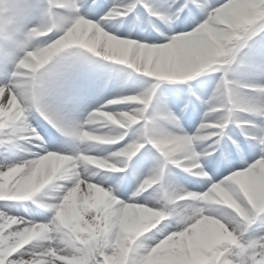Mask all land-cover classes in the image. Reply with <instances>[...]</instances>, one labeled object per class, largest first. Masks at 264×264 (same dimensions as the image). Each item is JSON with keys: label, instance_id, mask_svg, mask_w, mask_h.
Segmentation results:
<instances>
[{"label": "clouds", "instance_id": "clouds-1", "mask_svg": "<svg viewBox=\"0 0 264 264\" xmlns=\"http://www.w3.org/2000/svg\"><path fill=\"white\" fill-rule=\"evenodd\" d=\"M85 3L86 0H66L65 5L52 8L47 15L44 13L49 12L48 4L44 5V11L28 26L25 33V36L33 30L38 33L36 38L29 41L30 46L38 49L29 53L31 60L43 68L52 53L69 49L91 51L94 47L97 52L106 53L101 56L105 60L117 65H126L148 76V72L144 69L150 70L151 66L147 64L145 56L153 46L120 38L106 31L100 24L86 20L81 14ZM242 4L240 11L217 10L192 32L178 34L170 43L173 48L181 47L186 50L187 56L183 65L175 75L170 72L163 77H155L158 81L189 82L203 74L221 73L209 100L205 121L199 125L194 134L180 135L167 130L165 122L160 118L159 109L153 107L155 92L121 97L110 102L142 105L143 111L138 107H129L128 111L121 112L119 116L99 110L90 113L92 122L99 123L98 118H102L117 127L106 128L103 132L89 131L85 129V125L90 123L89 119L85 121V125L74 128L73 130L80 131L84 139L75 136L81 143L74 154L62 155L57 151L47 153L48 157H54L59 163L54 162L34 174L33 178L39 183V190L50 185L60 190L63 185L55 182H74L77 203H80L79 186L86 183L90 174L94 175L93 169L125 171L121 160H113L110 157L119 156L131 160L148 145L156 149L168 163L183 167L193 175L207 176V172L201 171L203 169L199 163L201 153L197 151L203 142L221 136L229 125L243 127L249 122L247 119L249 114L264 120V103L258 104L250 100L246 93L251 85L236 78V74L244 67L243 58L250 43L264 33V0H242ZM122 14L114 11L110 15ZM42 44L46 46L40 48ZM46 74L47 69L41 73V76L45 77ZM261 92H264V88H261ZM5 96H9V89L0 88V119L5 116L9 119H20L34 111L35 106L30 94L20 92L18 95H11L6 102L3 100ZM5 103L8 105L7 108L4 106ZM150 108H153L151 112H149ZM178 120L179 117H174L173 122ZM3 126L0 124V128ZM21 129L25 130L23 127ZM120 129H127L128 135L135 134V138L129 143L133 145L130 153L118 150L108 156L89 154L96 145L120 143L123 140L120 138ZM31 131L36 132V129L32 127ZM20 171L23 169L19 165L9 170L10 173ZM255 172L264 177V158L257 160ZM81 176L85 179H81ZM8 183L0 178V199L19 198L22 188L12 189L8 187ZM159 183V179L150 177L144 179L137 193L153 190L152 202L125 205L124 209L117 207L122 200L114 195L111 188H101L100 190L107 194L106 205L109 207L103 214V226L99 230L97 224L85 220L83 214H79L78 218H73L69 222L66 206L73 192L70 188L59 205H52L56 213L52 223L32 229L21 238V242L54 233L51 238L55 240L57 248L64 252L65 257L73 258L70 264H133V253L147 252L150 245L148 234L163 222L175 217L179 231L174 232L173 236L197 233L206 236L212 248L220 244L242 247L240 240L244 233L241 232L237 236L235 226L230 231L228 225L213 214L214 211L219 212L222 209L209 207L210 205L226 206L234 210L243 220L251 219L252 214L238 204L226 188L214 185L204 192L174 188L164 190L161 196L160 191L156 189ZM87 187L89 193L94 194L98 185L88 184ZM93 198V196L84 197L82 206L92 207ZM256 207L264 210V197L260 199L258 206H254L253 211ZM128 209L134 211L128 212ZM96 219L100 220L99 217ZM93 251L98 253L101 259L97 260ZM155 253L156 248H153L151 252H147V255L139 257L135 264H152L151 258ZM227 264L234 262L228 261Z\"/></svg>", "mask_w": 264, "mask_h": 264}, {"label": "snow or ice", "instance_id": "snow-or-ice-1", "mask_svg": "<svg viewBox=\"0 0 264 264\" xmlns=\"http://www.w3.org/2000/svg\"><path fill=\"white\" fill-rule=\"evenodd\" d=\"M4 2L5 0H0V5ZM141 3L142 0H134L133 3L126 6H113L107 15L112 16L110 15L112 12L119 11L123 13L120 16H124L129 12L134 11L141 5ZM47 4L49 12H45L44 14L46 15L50 14L52 8L65 5L66 0H47ZM93 4L94 0L91 4H84L83 7L91 9ZM144 6L148 8L150 12H154L151 6L146 4ZM102 7L103 5H95L97 12ZM242 7V0H184L183 3H179V0H176V3L170 5L167 11L160 13V17L168 24L179 20L182 25L188 26L193 22H197L198 17L203 16V19L200 20L197 23V26L193 29L195 30L199 24L205 21L210 15L215 14L217 10H223L224 12L240 11ZM31 14L32 13L27 8H22L16 0H8V7L6 9L0 7V39L6 42H16L18 45V50L5 52L6 62L11 63L12 69L6 73L3 81L0 82V88L9 89V96L3 98L5 102L11 95H18L20 92L30 94L35 106L34 111L39 112L45 119H49L42 107V97L46 85L45 77H42L41 73L45 72L52 61L62 52L57 51L49 55L43 68L35 61L31 60L29 53L36 52L38 49L30 46L29 41L36 38L38 33L36 30H33L28 32L27 36H25L28 27H25L23 33H20L17 28L19 22L25 16ZM85 19L91 20L102 26V21L97 22L87 18V16H85ZM176 37L177 35L172 37L168 43L148 44L153 46L145 56L147 64L151 66L150 70L148 68L144 69V71L148 72V77H163L170 72L175 75L179 71V68L185 61L187 52L181 47L173 48L170 42ZM165 45L166 47H160ZM45 46L46 45L42 44L39 47L43 48ZM88 52L94 53L97 57L106 55V53L97 52L94 47ZM261 88H264V86L260 87V91ZM154 91L155 86L145 92V95ZM116 104L128 103H111L109 101L108 104L101 106V108L97 110L101 112H111L119 116V114L124 111L107 110L110 105ZM4 106L7 108V103H5ZM138 108H141L143 111L142 105H139ZM145 115L147 114L145 113ZM98 119L101 128L97 129L94 126L96 122H92V117L90 116V123L85 125V129L89 131L94 130L97 132H103L105 128L117 127L115 124H110L102 118ZM0 124L4 125L0 128V146H3L7 142V138L11 134L16 133L22 127L25 129L24 135L26 138H36L40 140L41 143L44 141V138L40 136L37 131H31L32 127L27 122V114L20 119H9L5 116L0 119ZM119 133L120 138L124 140L128 135V130L120 129ZM69 134L84 139V137L80 135L79 130L72 129L69 131ZM49 139L51 140L53 137L50 136ZM215 142L219 144V139H216ZM259 144L264 146V139L259 138ZM132 148L133 145L127 144V147H124L122 150L130 153ZM48 152L49 151H45V154L38 155V158L36 159L25 161L21 164H15L6 169H0V178L9 182L8 187L12 189L17 187L22 188L19 198L0 199V201L6 202L3 207H0V262H2V264H70L73 259L72 257H65L64 252L57 248L55 240L51 238L54 233L40 235L36 238L21 242V238L32 229H37L41 226H48L52 223V219L45 223L13 215L11 214V210L14 207V204L8 203L29 201L36 196L37 193L42 191L39 190V183L33 178L34 174L54 162L59 163L54 157H48ZM61 154L70 155L66 153ZM110 158L118 161L121 160V157L119 156H112ZM262 158H264V153H262L257 160ZM257 160L242 170L232 172L222 181L212 182L209 187L212 188L215 185L217 187L226 188L232 198L252 214L251 219L245 221L234 210L227 208L226 206H209L211 209H222V211L219 212L214 211L213 214L216 215L218 219L223 220L228 225L230 231L233 229V226H235L237 228V236H239L241 232L244 233L243 238L240 240L242 247L220 244L215 248H212L209 245L208 238L201 234L189 233L186 235L173 236L172 234L174 232L179 231V229H177L164 236L163 239H159L155 243L149 245L147 252H151L153 248H156V253L154 257L151 258L152 264H227L228 261H233L234 264H264V235L255 238L248 237V232L252 225L255 224L258 219L264 221V210L256 207V210L253 211L254 206H258L260 199L264 197V177L257 175L255 172ZM212 163L214 165H222L224 164V160L214 158ZM125 164L126 161L122 163V166L125 167ZM17 165H19L23 171L10 173L9 170L15 168ZM201 171H203V169ZM6 173L9 175L6 176ZM204 177H207L209 180L211 179L208 175ZM80 178L85 179L83 176ZM150 178L160 180L159 175ZM88 184L97 183L93 182L92 179L87 178L86 183L79 186V196L81 198L80 203H77V193L76 189L73 187L74 182L65 181L54 201L40 204L39 206L51 211L54 217L56 213L55 208L52 207V205H59L64 199L65 194L68 193V190L72 188L73 192L69 196L68 204L66 206L69 222H71L73 218H78L79 214H83L84 219L97 224L99 230V228L103 226V214L109 207L106 205L107 194L100 190L101 188H105L100 184H97L98 187L95 189L94 194L89 193L87 187ZM139 194L141 193L138 192L136 195ZM86 196L94 197L92 200V207L90 208L82 206L83 198ZM135 204L148 203L137 202L134 195L129 201L122 200V203L117 207L124 209L125 205ZM127 211L131 212L134 210L128 209ZM97 217L100 218L99 221H97ZM155 230H158V228ZM159 231L162 232L164 229H159ZM151 234L152 237H155L157 231L153 230ZM149 239H151V237H149ZM147 252L133 253V264H135L139 257L147 255ZM93 255L97 260L101 259L99 254L95 251H93ZM109 255L111 256V253H109Z\"/></svg>", "mask_w": 264, "mask_h": 264}, {"label": "rangeland", "instance_id": "rangeland-1", "mask_svg": "<svg viewBox=\"0 0 264 264\" xmlns=\"http://www.w3.org/2000/svg\"><path fill=\"white\" fill-rule=\"evenodd\" d=\"M108 1V0H107ZM129 1H133V0H129ZM184 0H179V3H183ZM176 3L175 2H171V3H166V7H163V8H158V11L154 13L155 15V20L152 22V28L153 29H156L154 30L153 32H162L164 31V26H167V27H171V26H175L176 23L178 22V20L174 21L173 23L171 24H168V23H165L161 17H160V13L161 12H164V11H167L169 6ZM36 3L30 1V4H28L29 6H36L35 5ZM109 4V3H108ZM131 4V3H130ZM165 4V3H164ZM43 8V7H42ZM113 8V7H112ZM110 8V9H112ZM110 9H107L106 11H110ZM163 9V10H161ZM43 11V10H42ZM136 10L134 11H131L129 12L127 15V17H132L134 15ZM107 12V14H108ZM108 15H106V18L104 19L105 21L107 20V17ZM112 17V16H110ZM203 19V16H200L197 18V22H193L192 24H190L189 26H193V28H191L189 31L187 32H190L192 31L196 26H197V23ZM36 19H33L32 21H34ZM29 22V21H27ZM31 22V21H30ZM105 25V24H104ZM180 25H182L181 23H179V25L177 27H180ZM131 26V23L129 24V27ZM105 28V26H102ZM24 27H19L18 30L19 31H22ZM163 29V30H162ZM177 31H169V32H165L163 34L166 35L165 38H162V39H159V40H142V39H136L134 38L133 36H126L125 37H122V36H118L117 34L113 33V32H110L111 34H114L120 38H125V39H132V40H135V41H138L140 43H147V44H164V43H168V36L170 35H175ZM182 32V31H181ZM180 33V32H178ZM256 41H263L264 42V34H262L260 37H257L256 38ZM251 44V43H250ZM88 56H93L92 53L88 52L87 50H84V49H73V50H69L67 51V53L63 56V59L59 62L58 64V67L61 71H70L72 72V70L74 68H78L79 66H83L82 63H83V60L86 59ZM262 58L259 59L258 56H256V54H253V55H250L249 56V61H253L256 68L264 71V49L262 50ZM4 59L2 58V61ZM126 72H122V76H127V72L128 73H132V71L130 70H125ZM243 72H248L247 70L244 71V69H242L240 72H238L236 74V78L239 79V80H243L242 78L246 79V76L244 75ZM217 74V73H216ZM220 74V73H219ZM254 74V73H253ZM252 74V75H253ZM254 75H258V78L260 77L259 73H256ZM263 75V74H262ZM131 76V75H130ZM216 76V75H215ZM244 76V77H243ZM138 77H140L138 79ZM147 77V78H146ZM138 79V80H137ZM135 82L133 83H120V85L123 87H127V88H130L131 87H136L139 84V82H142L144 83L145 85L143 86V93H145L146 91H148L152 86H157L159 84H157L158 80H156L155 78L153 77H148L146 75H140V74H137V78L134 79ZM169 84H174L173 81H167ZM111 86V87H110ZM110 88L107 89L106 92H108L109 94H107V96H104V97H99L98 100H95L96 102H94L93 104L87 106L84 110V113L83 111L79 114V102H75L73 100L68 101L66 103V105L63 107L62 109V112L60 113L61 115V118H62V124L61 125H58L57 127H54L55 130L57 132H61V134H64V133H67L69 132L70 130L76 128V127H79L81 125H85V121L89 120L90 119V113H92L93 111L97 110V109H100L101 106L103 105H106L109 103V101H112L114 99H119L121 97H124V96H128V95H135L136 92L130 94V92H120V93H117V94H114V92H117V90L121 89V88H118L116 86H114V88H118L117 90H115L113 88V83L109 85ZM261 87V86H259ZM138 89V88H137ZM129 91H132V90H129ZM102 94V93H101ZM112 94H114L112 96ZM120 94L119 96H116ZM141 94V93H140ZM247 97L249 99H251L252 101L254 100L253 97H258V96H261L263 95L264 96V92H258L257 95H251L250 93H246ZM253 96V97H252ZM262 96V97H263ZM107 98V99H106ZM106 99V100H105ZM99 102V103H98ZM73 103H76V104H73ZM98 103V104H97ZM97 104V105H96ZM72 105H74L75 107H77V109H75V107H73ZM96 105V106H94ZM94 106V107H93ZM124 106H128L127 109H122V107ZM160 107H162V105H159ZM207 106H209V103H207ZM129 107H139V105H128V104H116V105H110L109 108L107 110H110V111H126L129 109ZM88 109H90L88 111ZM87 111V113H86ZM189 117L185 118V119H188ZM264 122V120H262ZM177 122V121H176ZM181 121H178V123H180ZM32 124V123H31ZM251 125H244L243 127H240L238 128L237 130L239 131V133L241 134H244V132H247V131H250V129H252V127L255 126H261V129L260 131L261 132H258L259 135H257L256 137V142L252 145L251 143V146H258V143H259V138L261 137H264V125H262L261 123H258V122H250ZM179 125V124H178ZM94 126L99 129L101 128V125L99 123H95ZM109 128H112L114 129L115 127H109ZM106 130V128L104 129ZM236 131V130H235ZM40 135V134H39ZM41 136V135H40ZM72 138H73V144H75L74 146V150L73 152L71 151L70 154H74L76 149H77V146L80 145V143L77 142V138L75 136L72 135ZM135 138V134L134 133H130L126 139L124 140H121L120 143L118 144H109V145H96L94 148H92L90 150V153L93 154V155H97V156H108L109 154L111 153H114L118 150H122L125 146H127V144H129L133 139ZM213 141V140H211ZM29 142L30 144H28L27 146H29V151H30V147L32 148L31 150L33 151L31 153V156H34V157H31V159H36L38 158V155H43L45 154V151H49L46 147L48 146H44L40 143L37 142L36 138H31L29 137V140L27 141ZM32 145L34 146H38L40 147V150H38L37 148L34 149V146L32 147ZM48 145V144H46ZM201 146V145H200ZM261 147H264V146H261ZM197 151L199 152H202L203 151V148H199L197 149ZM157 150L154 149L153 147L150 148V146L148 147V149L144 148L142 149L136 156H134L133 158H131V160H134L136 159L133 164V171L131 172V177L129 176V180H132L133 181V186H136V183H138L139 185L142 183V181L146 178H149V177H155L157 175L161 176V174H153V175H149L148 176V172L150 169H154V165H155V169L159 168V170H161V167L163 165V162L165 161V159L160 155V154H156ZM0 153H1V149H0ZM36 153L35 155H32ZM2 156L0 155V158ZM131 160H128L127 158H121V161L122 163H124L126 161V164H125V169L127 170V164L131 161ZM4 160H1L0 159V169H6L7 167H10L11 165L3 162ZM256 161V159L254 160ZM177 168H180L181 170H183L185 173H188L190 176H191V173L187 172L184 170L183 167H174L172 169H177ZM94 170V169H93ZM121 172H124V171H121ZM120 172V173H121ZM158 172V171H156ZM113 172L112 171H109V170H98V175L96 177H94L92 179L93 182L97 183V184H100V182H102L104 176L102 177V179L100 177H98L99 175H104L105 176L108 174H112ZM187 174V175H188ZM169 178H170V181L173 183L172 179H174V183L172 184L171 183V189H174V188H180L181 185H178L179 181L178 180V173H174L173 170L170 171V174H168ZM188 175V176H189ZM209 181H207V183L205 184V186L207 188H209ZM63 184V183H62ZM170 189V190H171ZM208 190V189H207ZM55 191H57V189H55ZM151 190H149V192L147 193H142V194H139V195H136V201L139 202V203H151L152 201L149 200V198L151 199ZM161 193V192H160ZM161 196H163L161 194ZM119 199L123 200V201H126L124 199H122L121 197H118ZM144 199L146 201H144ZM144 201V202H143ZM20 203V202H18ZM26 214H28L29 212H25ZM18 216H21L23 217L22 214L18 215ZM177 225V219L174 217L173 221L169 222L167 221V224L164 226V231H159V229H162V228H159L158 227V230H154V231H157V235L155 237H152V234L149 233L148 236L151 237V239L149 240L150 244H153L155 243L157 240L159 239H163L164 236H166L167 234H170L172 232V226H175ZM253 225H256L254 227H252V229L249 230L248 232V237L249 238H255V237H258V236H262L264 235V221H262V223L260 224H253ZM173 231H175V229H173Z\"/></svg>", "mask_w": 264, "mask_h": 264}, {"label": "bare ground", "instance_id": "bare-ground-1", "mask_svg": "<svg viewBox=\"0 0 264 264\" xmlns=\"http://www.w3.org/2000/svg\"><path fill=\"white\" fill-rule=\"evenodd\" d=\"M149 1V0H148ZM152 3H154L153 4V6H155V5H157V6H160V3H159V0H153L152 2H149V4H152ZM148 4V5H149ZM142 6H144V5H142ZM90 13H93V12H90ZM139 21V20H138ZM138 21H136V22H134V24L136 25H138L139 24V22ZM109 27H114V24H109L108 25ZM259 45H257V46H255L254 48H250L249 49V51H250V53H249V55L250 54H253V53H255L256 52V50H257V47H258ZM7 48H9V49H12V47H9V45H8V47ZM63 53H64V55H65V51L64 52H62L61 54H59V55H63ZM94 54V53H93ZM95 55V54H94ZM248 55V56H249ZM90 59V58H89ZM95 59V60H94ZM244 59V62L246 63V64H244V71L245 70H247L248 72H243L244 73V75L246 76V79L245 80H243V82L244 83H247V84H249V85H251L250 84V79L252 78H258V75H252L253 73H254V71H255V69L254 68H256L255 66H254V63H252L251 61H249V59L247 60V59H245V58H243ZM88 61H90V62H92L94 65H96V67L98 66L99 68H100V70H102V69H104L105 68V70L103 71V72H101L102 74L104 73H107V70L106 69H109L110 70V67H108V64H114L115 66H117L118 67V65L117 64H115L114 62H112V61H108V60H105L103 57H97V56H93V59H90V60H88ZM56 62V60L55 61H52V63L50 64V65H53L54 63ZM83 62H84V60H83ZM248 64V65H247ZM248 66V67H247ZM8 68H11V66H8L7 67V69ZM87 69H88V66H87ZM74 72L75 73H78L79 71L75 68L74 69ZM6 73L7 72H5V73H3L2 74V76H0V82H2L3 81V79H4V76L6 75ZM113 75H115V74H113ZM104 77V76H103ZM121 77H122V75L121 74H116V76H113L112 78L116 81V82H114V84H113V88H114V86H116V87H118V88H121V89H119V90H117L116 88H114L115 90H117V93H120V92H126V90H127V92H130V94H132V93H134V92H136V94L135 95H137V94H143V86L145 85L144 83H142V82H139V84L140 85H138V86H136V87H131L130 86V88H125V87H123L122 88V86L120 85V83H121ZM244 77V76H243ZM254 78V79H255ZM259 79H261L260 80V82H262L263 80H264V75H262L261 76V78H259ZM212 80H214L213 79V75H211L210 77H208V78H205V79H202V82L206 85V86H204V87H208L207 85H209V84H211L212 83ZM46 81H51V84H52V86L54 87V88H56L57 90H67L68 88H70L69 87V85H66L65 84V82H64V80H63V78H60V77H50V76H48V74H46V78H45V82ZM97 82V81H96ZM202 82L201 83H199V86L198 87H202L201 86V84H202ZM257 82V81H256ZM66 83H67V81H66ZM68 84V83H67ZM46 85V84H45ZM138 88V89H137ZM84 89H87V88H84ZM80 90V93L81 94H83V95H79V96H81L84 100L85 99H88V98H90V96L91 95H88L89 94V92H88V89L86 90V91H83L82 90V88L81 89H79ZM129 90H132V91H129ZM68 91L70 92V89H68ZM73 91H75L74 89H72L71 90V92L70 93H73ZM207 91V90H206ZM79 92V91H78ZM147 92V91H146ZM116 93V94H117ZM105 94V93H104ZM104 94H102V96L104 95ZM120 95V94H119ZM119 95H116V96H119ZM43 98V97H42ZM178 98H180V97H174V100H177ZM254 99H256V103H262V100L260 99V98H256V97H254ZM179 100V99H178ZM191 102H193L194 103V101H193V99L190 97V99H189ZM43 101V100H42ZM163 101V99H162V97L161 96H159V99H158V103H161ZM263 101H264V99H263ZM58 102L57 101H55L53 104L55 105V104H57ZM54 105H51V106H48V108H47V113H48V115H49V117L51 118V120L52 121H54L55 123L54 124H58L59 123V121H58V119L56 120V119H54V117H52V116H54V113H57V114H60V111H56L55 110V108L57 107V106H54ZM45 106V102L43 101L42 102V107H44ZM55 108H54V107ZM45 108H46V106H45ZM45 108H43L44 109V111H45ZM128 108V106H124V107H122V109H127ZM155 108H157V106H155ZM198 108V107H197ZM57 109V108H56ZM162 109V108H161ZM55 110V111H54ZM166 111H168V109H166ZM166 111L163 109V110H161V111H159V115H160V118L162 119V117H161V115H162V113L163 112H165V117L168 119V118H171L170 117V115L169 114H167L166 113ZM58 117H60V115H58ZM57 118V117H56ZM258 117H255V119H256V122H260V120L258 121V119H257ZM196 119H201L200 117H198V118H195V120ZM171 124H172V122H171ZM261 124H264V123H261ZM51 129V128H50ZM190 129H192V127L191 126H183L182 127V129H179L178 130V132H179V134L180 135H185V134H187V135H189L188 133H191V134H194L195 132H196V130H197V128L194 130V131H190ZM260 129H261V127L260 126H257V127H253V130L255 131H257V132H261L260 131ZM168 130V129H167ZM48 131L49 130H47V133H48ZM168 131H170V132H172V130H168ZM176 132V131H175ZM190 134V135H191ZM23 136H25L24 134H23ZM223 138H229V137H227V136H223ZM22 140H24V138L22 137L21 138V140H18L17 141V144H16V146L18 147V148H20V149H22V147H23V144H22ZM18 143H20V144H18ZM202 144H207L206 142H203ZM223 145H225V143L223 142ZM57 146L54 144V145H52V146H50V147H48V148H52V149H55ZM23 150V149H22ZM19 152H21V151H19ZM262 153H264V147H253L251 150H250V157H252V159H258L260 156H261V154ZM2 154H5V157H7V162L9 163H12V165H15V164H17V163H15V161L17 162V161H20V162H22V161H24V160H29L30 159V156H28L27 154L26 155H23L22 157H23V159H20V160H18V158H16V160H15V154L13 153V149H9L8 151H5V153L4 152H2ZM36 153H34V155H35ZM22 157H20V158H22ZM244 160H246V158L244 159ZM246 161H238V160H234V161H232V162H229V168L230 169H233V168H235L236 167V169H234V171H236V170H242V169H244V168H246L247 166H246ZM171 164V163H170ZM172 165V164H171ZM173 166V165H172ZM246 166V167H245ZM163 169H164V167H163ZM169 170H171L170 168L168 169V171ZM156 171H158V172H156ZM162 171V170H161ZM160 171V172H161ZM164 171V170H163ZM234 171H232V172H234ZM205 172H207V171H205ZM93 173H94V175L93 174H90V179H93L94 177H95V175H96V172L95 171H93ZM157 173H159V170L158 169H155V166H154V169L152 170V169H150L149 170V172H148V176L149 175H153V174H157ZM164 180L165 181H167V179L166 178H164ZM62 182H64V181H62ZM163 183V176L160 178V185ZM168 184H169V182H168ZM173 184V183H172ZM185 186V185H184ZM108 188H113V190H116L117 192L118 191H120L121 190V188H123V186H122V184H118L117 185V187H112V186H110V187H108ZM116 188H118V189H116ZM159 188H161V187H159ZM183 189H185V190H187V188H185V187H183ZM193 188H191V190H192ZM50 190V189H49ZM49 190H47L48 192H49ZM42 192V193H40V196L41 197H38V198H40V199H42V198H44L43 200L44 201H46V200H49V199H51L52 197H51V195H50V198H49V193L48 192ZM58 194H59V192H58ZM57 194V195H58ZM33 202H37V203H39V204H44V203H41V202H38V201H36V196L35 197H33L31 200H29V201H25L24 203H23V205H21V206H16V205H14V207L12 208V212H13V215H17L18 213L20 214V212H23V214H25L24 212H29V217H30V220H33V221H37V222H45V223H47L48 221H50L51 219H52V217H53V215H43L42 213H40L39 212V210H40V207L38 206V205H36L35 203L33 204ZM9 203V202H8ZM4 204L5 203H1L0 202V207H3L4 206ZM34 205H36L37 207H35ZM53 214V213H52ZM165 224L166 223H164V224H162V225H160L159 226V228H164V226H165Z\"/></svg>", "mask_w": 264, "mask_h": 264}]
</instances>
